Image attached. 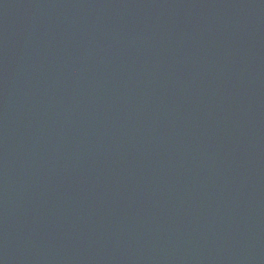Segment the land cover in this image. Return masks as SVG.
<instances>
[{
  "label": "water",
  "instance_id": "95a60500",
  "mask_svg": "<svg viewBox=\"0 0 264 264\" xmlns=\"http://www.w3.org/2000/svg\"><path fill=\"white\" fill-rule=\"evenodd\" d=\"M0 264H264V0H0Z\"/></svg>",
  "mask_w": 264,
  "mask_h": 264
}]
</instances>
